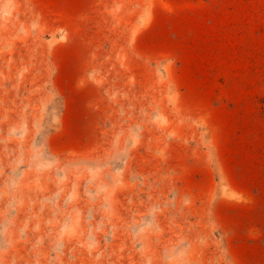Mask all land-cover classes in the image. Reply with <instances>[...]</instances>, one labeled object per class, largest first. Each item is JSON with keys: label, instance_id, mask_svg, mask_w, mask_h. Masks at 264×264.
Instances as JSON below:
<instances>
[{"label": "rangeland", "instance_id": "374dc122", "mask_svg": "<svg viewBox=\"0 0 264 264\" xmlns=\"http://www.w3.org/2000/svg\"><path fill=\"white\" fill-rule=\"evenodd\" d=\"M260 155L264 0H0V264H264Z\"/></svg>", "mask_w": 264, "mask_h": 264}, {"label": "crops", "instance_id": "0c3cea01", "mask_svg": "<svg viewBox=\"0 0 264 264\" xmlns=\"http://www.w3.org/2000/svg\"><path fill=\"white\" fill-rule=\"evenodd\" d=\"M79 2H80V0H75V5H78ZM78 22H79V19H78ZM76 33H77V31H76ZM84 42H85L84 39H83L82 42L80 40H78V41L73 42L72 43L73 45H70V43L66 41V42H64L61 45L62 46L61 48H63L62 50L64 51L65 58H66V62H64V66L66 65L65 66L66 67V75H65V79H64L65 86H66L65 89L66 90L65 89L64 90L66 92H68V93H70V92H76V94L80 93L79 89L75 88L73 90L71 85H73L77 81V76L80 75L82 72H84L85 60L82 59L83 57L81 58L80 52H79V50L83 48V46L81 44L84 43ZM70 50H72V52H70ZM52 53H53V50H52ZM221 138L223 140L222 148L226 152V157L228 156L229 160L230 159H236L234 157V155H232V150L230 148V144H229V140H228L229 139L228 133L224 132L221 135ZM211 140H212V142L214 141V139H211ZM220 150L221 149L218 148L219 152H217L216 149H215L216 154L221 155L222 153H220L221 152ZM263 158H264V155H260L259 160L261 161ZM229 165L231 166V170H232V173L234 174L235 180L238 179V177L240 179H243L238 174V172L236 171L235 166L233 164H231V162H229ZM243 181H245V179ZM243 209H249V208L245 207ZM246 212H250V210H247ZM245 220H246V218L241 217L239 220L235 221V226H234L235 227V241H236V235L237 236H239V235L242 236L243 232L241 231V229L245 230V227H247V226H245V224H246ZM228 222H231V221L229 220ZM228 226H230V224H228Z\"/></svg>", "mask_w": 264, "mask_h": 264}]
</instances>
